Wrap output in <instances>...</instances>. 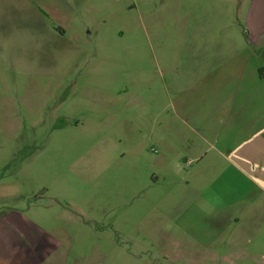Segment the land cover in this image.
I'll list each match as a JSON object with an SVG mask.
<instances>
[{"label": "rangeland", "instance_id": "1", "mask_svg": "<svg viewBox=\"0 0 264 264\" xmlns=\"http://www.w3.org/2000/svg\"><path fill=\"white\" fill-rule=\"evenodd\" d=\"M56 1L12 0L7 15L5 53L22 54L23 71L20 63L5 70L9 60L0 67V231L12 236L0 264H164L154 258L150 214L163 211L167 191L179 192L184 173L166 168L153 188L146 172L138 179L122 168L128 161L154 168L153 143L139 141L135 162L121 158L119 142L103 155L88 123L101 120L92 102L97 88L147 105L155 57L180 53L179 19L157 22L162 3L173 0H98L82 8ZM182 3L196 8V0Z\"/></svg>", "mask_w": 264, "mask_h": 264}, {"label": "crops", "instance_id": "2", "mask_svg": "<svg viewBox=\"0 0 264 264\" xmlns=\"http://www.w3.org/2000/svg\"><path fill=\"white\" fill-rule=\"evenodd\" d=\"M183 1L162 3L157 22L179 19L180 53L155 57L147 105L140 96L114 100L113 91L97 88L92 102L101 120L89 122V129L105 144L101 154L119 142L121 158L132 162L141 154V139L153 143L154 168L141 170L129 161L122 166L138 179L146 172L153 188L157 174L170 173L166 168L184 173L179 192L167 191L159 202L163 211L150 214L154 258L164 264H264V0H196L195 9ZM56 3L82 8L101 1ZM12 8V0H0V67L9 60L12 68L5 70H19L20 63L22 72L23 55L5 53ZM170 157L184 159L169 166ZM150 201L157 206V198ZM11 239L0 231L3 262ZM14 244L23 246L19 239Z\"/></svg>", "mask_w": 264, "mask_h": 264}, {"label": "trees", "instance_id": "3", "mask_svg": "<svg viewBox=\"0 0 264 264\" xmlns=\"http://www.w3.org/2000/svg\"><path fill=\"white\" fill-rule=\"evenodd\" d=\"M259 73H260V75H264V68H260Z\"/></svg>", "mask_w": 264, "mask_h": 264}]
</instances>
